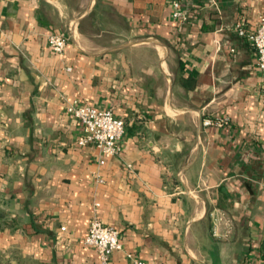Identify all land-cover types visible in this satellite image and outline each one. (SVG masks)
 Here are the masks:
<instances>
[{
	"label": "crops",
	"instance_id": "crops-1",
	"mask_svg": "<svg viewBox=\"0 0 264 264\" xmlns=\"http://www.w3.org/2000/svg\"><path fill=\"white\" fill-rule=\"evenodd\" d=\"M178 1L0 0V264H102L96 214L109 264H264V0ZM75 102L125 121L105 164Z\"/></svg>",
	"mask_w": 264,
	"mask_h": 264
},
{
	"label": "built area",
	"instance_id": "built-area-1",
	"mask_svg": "<svg viewBox=\"0 0 264 264\" xmlns=\"http://www.w3.org/2000/svg\"><path fill=\"white\" fill-rule=\"evenodd\" d=\"M172 17L175 21L186 22L188 14L182 9L178 0L171 2ZM238 34L246 36L256 50L257 66L264 73V13L260 16L258 28L252 33H248L244 25L237 26ZM48 43L51 49L61 54L67 47V40L64 35L51 33L48 35ZM264 102V95L262 96ZM67 112L74 116L81 124L83 133L78 139V144L82 146L93 145L101 152V164H105V159L114 156L121 151L120 141L125 133V121L117 118L111 109H102L89 105H82L78 102L67 107ZM226 120H206L205 125L223 126ZM64 230V228H62ZM84 243L94 247L101 258L102 264H109L111 255L121 249L120 233L113 226L103 224L96 214L90 223L89 230L84 237ZM135 264H151L138 260Z\"/></svg>",
	"mask_w": 264,
	"mask_h": 264
}]
</instances>
